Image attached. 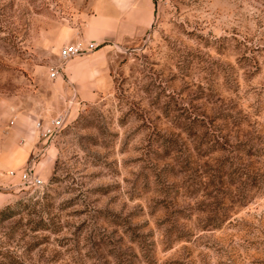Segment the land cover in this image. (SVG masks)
Listing matches in <instances>:
<instances>
[{"label":"rangeland","instance_id":"374dc122","mask_svg":"<svg viewBox=\"0 0 264 264\" xmlns=\"http://www.w3.org/2000/svg\"><path fill=\"white\" fill-rule=\"evenodd\" d=\"M20 112L63 122L43 187L0 171V264H264V0H0V122Z\"/></svg>","mask_w":264,"mask_h":264},{"label":"crops","instance_id":"0c3cea01","mask_svg":"<svg viewBox=\"0 0 264 264\" xmlns=\"http://www.w3.org/2000/svg\"><path fill=\"white\" fill-rule=\"evenodd\" d=\"M96 26L99 27L98 25ZM108 38L110 37L107 36L105 32L102 33L100 29H98V31L96 28L94 30L88 29L85 34V41L77 42L75 44H80L84 48L89 44H94V46L97 47L100 44H104L103 42ZM86 69H88L86 63L80 62L71 65L69 64L65 71L69 73L74 84L81 85L82 82L78 75L83 71L85 72ZM75 90L77 94H81L87 99L92 97V91L87 93L82 89ZM38 122H41L42 126H46L44 122L37 119L36 114L30 112H20L14 115L10 120V125L7 126L8 129L5 128L6 126L4 123L0 122V171L4 170L6 167L13 168L21 166L27 162L28 165L35 168L34 165L37 160L33 161V158L38 157L37 153L43 145V143L40 142L41 140L39 137L42 131L36 126ZM47 159L48 157L45 156L41 161L45 162ZM11 171L15 170H9L8 180L15 178L10 175ZM35 173L41 178L36 170ZM0 180L2 179L0 178Z\"/></svg>","mask_w":264,"mask_h":264},{"label":"built area","instance_id":"2783aa9c","mask_svg":"<svg viewBox=\"0 0 264 264\" xmlns=\"http://www.w3.org/2000/svg\"><path fill=\"white\" fill-rule=\"evenodd\" d=\"M95 48L94 44L87 45L86 48L81 46L80 44H72L63 47L60 51V58L62 60H68L73 57L82 55L85 52H90ZM58 75V70H52L50 77L55 78ZM63 122V117L59 116L56 119L51 121L50 127L42 126L41 122L37 123V127L41 129V135L44 136L46 134H50L53 128H58ZM15 172L11 171L10 175L14 176ZM19 184L23 188L27 189H39L43 187V180L35 173L34 168L31 165L24 167V169L19 172Z\"/></svg>","mask_w":264,"mask_h":264}]
</instances>
